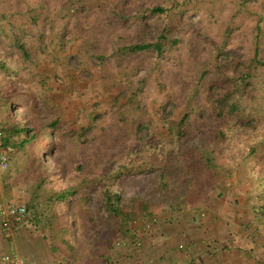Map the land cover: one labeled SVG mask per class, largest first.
I'll use <instances>...</instances> for the list:
<instances>
[{"label": "trees", "instance_id": "16d2710c", "mask_svg": "<svg viewBox=\"0 0 264 264\" xmlns=\"http://www.w3.org/2000/svg\"><path fill=\"white\" fill-rule=\"evenodd\" d=\"M91 1L0 0V128L4 146L23 150L32 220L54 238H65L71 234L70 216L65 219L68 215L59 214L56 207L72 204L89 208L90 191L98 190L102 197L98 206L120 229L161 213L157 209L161 206L176 213L200 207L233 208L237 231L227 234L260 244L255 233L264 238V0H150L155 2L132 18L126 11L131 12L138 0H113L110 6L119 21L132 20L143 28L140 40L117 47L118 61L131 54H150L154 59L148 75H152L163 57L176 59L182 34L192 25L194 13H206L217 25L214 37L208 34L204 40V45L211 47V57L198 66L195 82L187 91L188 108L185 111L184 107L176 123L172 122L174 114L183 104L159 78V89L166 90V97L155 112L145 101L148 76L128 79L122 87L114 84L117 94L104 105L110 106L112 113L101 107L105 91L99 90L101 99L93 103L86 125L70 129L71 133L87 142V132L111 116L115 130L121 123L127 125L135 141L122 156L112 155L107 162L94 159L93 171L88 173L78 165L75 175L65 177L62 156L54 157L53 136L61 126V117L46 119L34 103L31 114L17 111L22 97L33 96L22 85L27 80L22 71L35 63L39 53H48L53 62L60 60L48 52L49 45L44 42L53 43L57 35L66 49L72 39L66 38L70 26L91 7ZM227 1L233 4L231 15H218ZM151 18L160 22L157 34L147 23ZM249 18L254 20L252 27L246 25ZM240 33L246 34V48L234 43ZM87 53L93 60L101 57L91 50ZM77 64L74 69L80 78H95L88 64ZM182 90L185 92V86ZM238 172L249 174L252 180L244 204L230 197L237 188L230 179ZM146 173L156 174L153 189L159 191L160 198L133 195L123 201L120 188L127 177ZM80 191L83 194L76 197ZM242 225L247 231H242Z\"/></svg>", "mask_w": 264, "mask_h": 264}, {"label": "rangeland", "instance_id": "374dc122", "mask_svg": "<svg viewBox=\"0 0 264 264\" xmlns=\"http://www.w3.org/2000/svg\"><path fill=\"white\" fill-rule=\"evenodd\" d=\"M112 1L93 0L89 2L91 7L79 17L77 23L70 26V32L66 34L67 39L72 36L66 49L61 46L57 35L53 43L44 42V45H49L48 52L60 57L59 61L53 62L48 53H39L35 63H29L27 69L22 71L23 77L27 79L22 81V85L33 96L22 97L20 99L21 106H17V111L24 110L31 114L30 107L34 103L39 114L46 119H53L57 115L61 117V126L55 129L53 136L54 142H56L54 157L62 156L66 167L65 177L69 174L75 175L78 165L84 167L83 171L88 173L90 170L93 171V167L95 168L94 159L107 162L112 155L122 156L133 146L135 141L134 134L128 130L127 125L121 123L119 129L115 130L116 124L111 116L106 117L98 127L87 132L89 135L87 142H83V139L71 133L70 129H78L82 125H86L88 113L93 109V103L99 98L97 93L99 90L105 91L101 107L112 113V108L104 105L111 103L117 94L114 84L118 82L122 87L128 79L137 81L148 76L144 85L145 101L149 104L152 112H155L160 102L166 97V90L160 91L159 89L157 82V78H159L167 86V90L175 92L180 105L183 104L174 114L172 122L176 123L183 114L184 107L185 111L188 108L187 91L188 87L195 82L198 66L211 57V47L207 44L204 45V40L208 34L214 37L217 25L211 23L206 13H194L190 17L192 25L182 34L176 59L171 56L163 57L160 67L154 70L152 75H148L154 59L150 54H131L118 61L117 47L140 40V32L143 31V28L141 24H132V20L127 23L119 21L110 6ZM152 2L155 1L138 0L130 7L131 12L126 11V14L132 18L136 11H143ZM232 8V2L227 1L222 13L218 12L217 14L231 15ZM246 22V25L250 27L254 25L253 18L247 19ZM147 23L153 25V32L157 34L160 22L151 18ZM245 37V33L237 34L234 43L246 48L247 44L243 43ZM88 50L101 57L93 60L92 56L87 53ZM77 61H81L84 65L88 64L95 78L90 81L85 77L80 78L79 71L74 69L78 66ZM101 72L106 75L107 79L102 77ZM183 86H185V92L182 90ZM54 157L52 160L50 159L51 165H54ZM155 177V173L128 176L125 184L120 188L123 201L133 195L160 198L159 191L153 189ZM230 180L237 183L236 190L230 196L231 199H239L240 204L247 203L248 195L245 192L250 188L252 182L249 174L238 172ZM28 192L27 195L30 198L31 191ZM83 192L80 191L76 195L80 196ZM90 197L89 207L92 206L93 213L91 210H82L79 214L80 220L84 221L85 218L89 220L90 217L93 222L95 220V224L97 221L99 225L104 224L103 230L108 233L110 239L114 240L116 237H113V224L117 222L111 220L107 211L98 206L102 201L98 190L90 191ZM255 235L257 240L260 239L263 242L262 233H255Z\"/></svg>", "mask_w": 264, "mask_h": 264}, {"label": "crops", "instance_id": "0c3cea01", "mask_svg": "<svg viewBox=\"0 0 264 264\" xmlns=\"http://www.w3.org/2000/svg\"><path fill=\"white\" fill-rule=\"evenodd\" d=\"M24 161L21 148L10 151L8 166H0V195L28 204ZM88 209L93 213L92 206L56 207V212L68 215L65 219L70 216L71 234L65 238H54L32 219L18 225L14 236L17 250L32 264H102L105 260L109 264H264L260 239L258 244L230 234L238 225L233 208L200 207L176 213L161 206L157 208L161 213L145 216L134 227L120 229L114 223V240L103 230L104 224H95L90 217V221L80 220L81 211ZM146 223L151 224L147 227ZM241 227L247 231L246 226ZM117 239L123 240L119 247L115 246ZM9 244L0 224V255L10 249Z\"/></svg>", "mask_w": 264, "mask_h": 264}, {"label": "built area", "instance_id": "2783aa9c", "mask_svg": "<svg viewBox=\"0 0 264 264\" xmlns=\"http://www.w3.org/2000/svg\"><path fill=\"white\" fill-rule=\"evenodd\" d=\"M4 132L0 128V166L6 168L9 162V154L12 150L3 144ZM32 219V214L29 210L27 202L22 199L7 200L0 195V224L2 232L9 241L10 249L0 255V264H32L24 257L16 248L14 236L18 225L26 224ZM135 223L134 225H137ZM151 223L146 226L149 227ZM123 240L117 239L115 246L119 247ZM183 246V245H181ZM110 260L103 261L102 264H109Z\"/></svg>", "mask_w": 264, "mask_h": 264}]
</instances>
